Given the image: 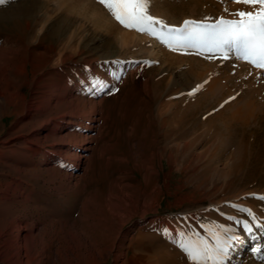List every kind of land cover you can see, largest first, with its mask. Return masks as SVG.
<instances>
[{"label": "rangeland", "instance_id": "1", "mask_svg": "<svg viewBox=\"0 0 264 264\" xmlns=\"http://www.w3.org/2000/svg\"><path fill=\"white\" fill-rule=\"evenodd\" d=\"M43 2L6 0L0 8L14 13ZM53 6L48 11L31 7L16 23L0 20V46L8 48L16 40L17 47L9 50L5 71L0 70V264H150L131 260L132 250L126 251L141 233L153 232L176 247L181 230L206 235L202 224H225L246 234L228 219L250 220L239 208L251 209L264 223V200L259 198L264 196V161L248 180L246 166L228 173L231 162L226 157L236 147V131L264 155V70L234 57L207 59L194 50L171 51L147 34L123 28L98 0L89 6L109 19L103 28ZM237 10L252 9L232 0H151L150 5V14L170 26L206 17L232 19L236 17L229 13ZM63 23L66 34L73 33L66 45L51 33ZM123 31L136 35H121ZM50 45L55 48L51 52ZM163 52L175 54L174 60L163 62ZM31 62L37 65L33 70ZM97 80L101 84L94 86ZM19 84L18 94L30 105L27 112H12L14 106L8 105ZM54 85L63 90L60 99H41L45 105L35 108L42 91ZM193 99H206L197 107L195 123L185 115L176 127L188 132L185 139L195 140L191 150L202 153L200 158L160 157L159 119L179 108V102ZM247 100L254 115L241 127L229 120V110ZM159 102L168 103L160 115ZM89 106H94L93 114ZM74 109L73 122L50 135L43 121ZM84 131L91 134L90 149H81L79 165L69 169L63 156L78 141L67 143L69 137L60 136ZM58 149L65 151L58 155ZM242 193L249 205L236 202ZM216 201L222 202L213 206ZM252 233L264 241V229ZM250 240L244 252L264 264V243L259 251L263 255H252L257 240ZM116 250L121 254L115 261ZM234 255L231 249L225 264H242Z\"/></svg>", "mask_w": 264, "mask_h": 264}, {"label": "bare ground", "instance_id": "2", "mask_svg": "<svg viewBox=\"0 0 264 264\" xmlns=\"http://www.w3.org/2000/svg\"><path fill=\"white\" fill-rule=\"evenodd\" d=\"M90 1L91 0H45V2L39 3L38 5H36V4H32L31 5L30 4L29 6H24V7L21 6V8L16 9V11H14V13L13 12H9V10L7 8H3L2 9V7H1L0 8V20L8 19V20H12V21H14L16 23V21L21 18V16L23 15V13H25V11H27V9H31V7L34 8V9H36V10L43 9V10L48 11L51 8V6L54 5L53 6L54 8L61 9L66 15H68V17H70V16H77L81 20H83L85 22H88L91 26H93L95 28L96 27L97 28L98 27H102L103 28L109 22V19L103 17V16H105L104 13L101 14L99 11L95 10V8H91L89 6ZM50 3H53V4L50 5ZM63 24L64 25H60L59 27H57L55 29H52V30L50 29V30H51L52 35L55 36V38L57 40L63 41L65 39L64 40V44L66 45V44L70 43L69 41L71 40V38L73 36L71 34H73V33L66 34L67 29H68V25L66 23H63ZM12 34H14V33H12V32L10 34L8 33V35L6 36V41L5 42L8 43V42L12 41V37H13ZM121 35H136V34H134L133 32L130 33V32H127V31H123L121 33ZM14 41H16V40H13L12 41V43H14V45L11 44L10 47L8 45V48L9 49L7 47H5V46L4 47L0 46V54H1V51L2 50L4 51V53H6V55L4 56V58H2V56L0 55V70L1 71L4 70L3 67H5L4 64L6 63L5 59L8 58L9 50L11 52H13V51H16V49H17V47H15L16 44H15ZM60 48H62V47H60ZM69 48L71 49V47H69ZM49 49H50V52H51V50H53L55 48H54V46L50 45ZM152 51H153V48H149V52L152 53ZM163 54L164 55L161 57L162 60H163V62H167L168 60L169 61H173L174 60V57L173 56L175 54L168 53L167 55H165V52H163ZM107 55H109L108 52H107ZM59 60H60V57H57L55 59V61H59ZM52 62H54V61H52ZM24 65H26V61H23V66ZM31 66H32V68H31L32 70L37 67V65L34 64V63H32V62H31ZM4 77H5V75H4ZM21 85L22 84H19L18 85V87H17L18 89L16 88V92H14V94H13L14 95L13 97H15L16 99H13L12 98V101H10L9 103L6 102V103H8V105H13L14 106V110H12V112H15L17 109H26V112L29 111V106L30 105L28 104V102H25L26 101L25 96L18 94V90L20 89ZM62 93H63V90L61 88L59 89V88L55 87V85L52 88H48L47 90H43L42 93L40 94L39 98H38V101L36 103V107L35 108H41V107H43L45 105V104L43 105L41 103L43 101L45 102V100H42L41 101V99H48V98H50V99H52V98H54V99H60V97L62 96ZM49 95H50V97H49ZM62 98H64V97H62ZM159 98H160V96H159ZM55 101H54V103H55ZM69 101L71 103L73 100H69ZM205 101H206V99H193L190 102H185V101L179 102V104H180L179 108H177L171 114H169L168 117H164V118H162V120L159 119V149H160L159 155H160V157H162L165 154L168 158H172V157H175V158H177V157L186 158L188 156H190L192 158L193 157H195V158H198L199 157L200 158V156H201L202 153L193 152L191 150L192 147L195 144V140L194 139H191V140L185 139V137L188 135V132H186L184 129H178L176 127V125L179 126V124L184 120L185 115H188L191 118H193L194 121H192V122L195 123L196 119L194 118L195 117L194 114L197 111V107H199L200 104H202L203 102L205 103ZM250 102L249 101L246 102L241 107L238 106L235 109H233V108L230 109L229 110V116H228L229 117V120L231 119V120H236L237 122L239 121L241 127L244 124H246L249 121V119L251 118V116L254 115V110H255L254 109V106H252V104ZM0 105H1V102H0ZM225 107H227V106H225ZM74 108L75 109H78L77 107H74ZM75 109L74 110H69L68 112H65V113H62L60 115L52 116L50 118L45 119L43 122H44V124L45 123L48 124V126H49V134L50 135H53V134H55V132L57 130L62 129L64 127H67L70 123H72L73 122L72 121V118L75 115ZM94 109H95L94 106H89L88 112H90V113L93 114L94 113ZM167 109H168V103L167 102H162V103L159 102V115L160 114H163L164 111H166ZM0 113H4V111L1 110V108H0ZM218 116H216V117H218ZM65 118H66V120H65ZM91 118L92 117L90 116L89 117V122L91 121ZM206 120L208 121V123H211V124L213 123V118H211V117H208ZM170 121H174L175 122L174 123L175 126L172 125V124H170ZM89 126L90 125L86 126L85 129H89ZM226 129H228V127H226ZM239 132H237V131L236 132H233V133H236L237 136L239 134V136H238L239 138H237L238 140H236L237 141L236 147L232 151L230 149L231 152L229 154H227V156H226V157H229L230 158V162H231L229 168H227L228 170L227 169L226 170L228 171V173H230V172L236 173V172L242 170V168L246 166V173H244V174H245V176H247V178H249L248 180H250L251 179L250 176H252V174L254 173V169H255L256 164L264 161V155H262V153L259 150L253 148V146H252L253 144L250 145V143H248V140L244 141L243 134L242 133H239ZM206 133H207V130H206ZM65 137H69L68 140L66 141L67 143L71 142L70 140H72V141H78L77 143L75 142V144H74L72 150L70 151V153L68 154V156H63L65 158H68V161H69L68 162L69 163L68 168L69 169H75L79 165V163H80V161H79V152H80V150L81 149H88L89 148L88 147V142H90L89 139L91 137V134H89L87 131L86 132L84 131V132H80L79 134L73 133V134H70L69 135L68 133H66L65 136H62V135L60 136L61 139H65ZM215 139H217V138L215 137ZM161 141L162 142L164 141L165 143H166V141L167 142L168 141H171V144L168 142L169 144L161 145L160 144ZM225 142H227V141H225ZM251 142H252V140H251ZM72 143H74V142H72ZM36 151H37V148L33 147L32 148V152L35 153ZM64 151H65L64 149H58V152L57 151L56 152H57L58 155H60ZM2 152H4V150H0V154ZM224 155H226V154H224ZM211 156L209 158H211ZM65 172H66V174H69L70 173V171H65ZM241 177H242V175H241ZM226 179H227V177H226ZM258 180H259V178H258ZM233 181H235V180L233 179ZM261 181H263V180H261ZM231 183H233V182H231ZM239 184H240V181H239ZM235 185L238 186L236 183H235ZM256 195H260V194H256ZM243 196H244V194L242 193V195H239L238 198H236V202L238 204L239 203H242V204L243 203H247L245 200H243L244 199ZM216 200H217V198H216ZM219 200H220V196H219ZM261 201H263V200H261ZM219 202H222V201L213 202V206L216 205V204H218ZM258 203H261V202H258ZM249 204L247 203V205H249ZM224 208H226V207H224ZM145 211L146 210L143 209L142 212L139 214V216L140 217L143 216L144 213H145ZM128 218L129 217H127L126 219H128ZM224 220H226V219H224ZM96 235H98V234H96ZM238 235L241 237V239L232 248V252L235 254L234 257H232V258L234 260L236 258L237 259H242V261H243L242 264H262V263L257 262V260H256L257 257L255 258V257L251 256V254L244 252V248L251 241L250 240V237L251 236L254 237L255 240H257L256 241V244L254 245L255 248L259 247V245H260V250L263 249V247H261V246L263 245L264 241H260V239H261L260 234L259 233H256L255 235H253V233H252V235H251V234H247L246 233V234H238ZM122 236H124V235L122 234ZM169 238L171 239V236ZM119 247H120V245H119ZM119 247H117L116 249H119ZM178 248H179L178 246L176 247L171 242H168V243L163 242L162 240L159 239V236L156 235L155 233H153V232H147V233H141L133 241V244H131L126 249V251L129 250V249L132 250V255L130 256L131 257L130 259L131 260H137V262L144 260L145 262L146 261H149L150 264H183V263H181V261H184V259H187V256L186 255H183L181 252H179L177 250ZM116 251H117V253L115 254V257H114V260L115 261L117 259H119L118 258L119 257V254H121V251H120V253H119V250H116ZM252 255H263V254H262V252H259V253L252 252ZM138 264H139V262H138ZM233 264H234V262H233Z\"/></svg>", "mask_w": 264, "mask_h": 264}, {"label": "snow or ice", "instance_id": "3", "mask_svg": "<svg viewBox=\"0 0 264 264\" xmlns=\"http://www.w3.org/2000/svg\"><path fill=\"white\" fill-rule=\"evenodd\" d=\"M6 0H0L4 4ZM250 7L251 11L237 10L218 18L206 17L203 21L185 20L181 26H170L150 14L151 0H98L123 28L147 34L171 51L194 50L207 59L229 60L235 58L256 69L264 70V0H232ZM227 12L228 10L225 9ZM99 80L94 82L100 85ZM102 86V85H101ZM191 94H194L191 93ZM264 200V196L259 197ZM249 219L229 216L244 233L264 229L255 214L248 208H239ZM206 233L183 230L176 233V243L185 253L190 264H225L229 252L241 239L237 229L220 223L202 224ZM169 234L167 228L163 229ZM259 252L260 248H253Z\"/></svg>", "mask_w": 264, "mask_h": 264}]
</instances>
